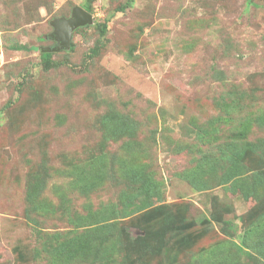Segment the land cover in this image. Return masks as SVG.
I'll return each instance as SVG.
<instances>
[{
  "label": "rangeland",
  "instance_id": "374dc122",
  "mask_svg": "<svg viewBox=\"0 0 264 264\" xmlns=\"http://www.w3.org/2000/svg\"><path fill=\"white\" fill-rule=\"evenodd\" d=\"M85 2L0 0V264L236 252L264 211V0H93V23L45 62L52 22ZM234 172L239 187L221 183ZM134 175L155 187L144 206ZM152 210L188 225L149 241ZM104 220L156 250L105 242ZM245 253L238 264H264Z\"/></svg>",
  "mask_w": 264,
  "mask_h": 264
},
{
  "label": "trees",
  "instance_id": "16d2710c",
  "mask_svg": "<svg viewBox=\"0 0 264 264\" xmlns=\"http://www.w3.org/2000/svg\"><path fill=\"white\" fill-rule=\"evenodd\" d=\"M92 2L93 0H86V2L80 7L89 13L92 11V5H91ZM100 28H101L102 34L107 32V26L105 24L101 25ZM23 48L24 47L22 45L12 46V49L18 50V51ZM52 55L53 53L44 52L42 54L43 60L51 64ZM237 176H238L237 172L231 173L229 177L225 178L224 180H221V183L222 182L229 183L231 181H234L239 187L240 184L236 180ZM133 180L139 181L140 186L143 187L144 196L140 197L141 198L140 201L144 206L146 205L148 200H150L152 197H155L154 196L155 187L151 185L150 182L148 183L142 182L138 175H134ZM194 187L197 189L198 188L205 189L207 186L206 184L201 182V183L194 185ZM241 190L243 191V189ZM243 192H244L243 193L244 198L246 200H249L251 196H255L253 192H256V191L255 190L254 191L244 190ZM33 196H34L33 194L30 195V201H33L32 199ZM131 203L136 204L134 201V197H132L131 200L128 199V201L126 202L127 205ZM253 210H251V212L247 216L248 223L241 236L240 244L233 243V247L236 249V252L224 251V254H222L223 250H220V254H215V257L219 255L218 259L212 260V261L205 260L204 262L206 264H238V256L242 252H246L245 254L249 258L255 259L259 262L264 261V235L262 237L260 236V231L264 229V211L261 213H256ZM163 214L159 216L155 213V210L154 211L152 210V211H146V214L143 215L145 217V221L143 222L142 230L145 231V236L147 235V237L149 238V241H150V238L151 240L157 239V240L163 241L164 236L162 235L165 234L167 231H172L174 229H183V228H186L185 226L188 225L184 221H180L181 225H176L175 220H177L178 218L175 215L171 214L170 211L165 212ZM167 215H170V216L166 217ZM180 218H183V217H180ZM211 219L227 223L230 228L234 226L229 220H224L218 213H212L209 220ZM242 219L244 218L242 217ZM100 226L101 227L97 230V232L99 234L104 232L106 235L105 237L102 236V238L104 239L105 242L107 241L110 242L112 246L120 247L123 243L126 248L136 247V245H139L140 249L144 250V248L148 247V251H147L148 253L156 250V249H152L150 245H148L150 243L149 241L147 242V238L145 237L137 238V240H131L130 238L128 240L123 241L122 240L123 234L120 232V228L119 226H117V223H113V221L109 222L108 220H104L103 223L100 224ZM110 237L114 240H111ZM152 247H155V246H152Z\"/></svg>",
  "mask_w": 264,
  "mask_h": 264
},
{
  "label": "water",
  "instance_id": "95a60500",
  "mask_svg": "<svg viewBox=\"0 0 264 264\" xmlns=\"http://www.w3.org/2000/svg\"><path fill=\"white\" fill-rule=\"evenodd\" d=\"M92 23L93 17L90 13L80 6L75 7L70 17L58 18L52 22L54 28L52 38L56 41V46L46 48L43 52L55 53L60 52L64 48H68L72 39V33L76 29L91 25Z\"/></svg>",
  "mask_w": 264,
  "mask_h": 264
}]
</instances>
